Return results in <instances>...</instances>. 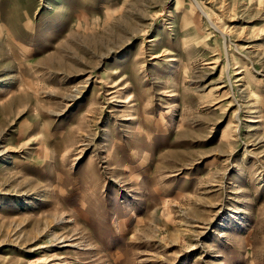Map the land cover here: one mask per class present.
<instances>
[{
	"label": "rangeland",
	"instance_id": "1",
	"mask_svg": "<svg viewBox=\"0 0 264 264\" xmlns=\"http://www.w3.org/2000/svg\"><path fill=\"white\" fill-rule=\"evenodd\" d=\"M0 264H264V0H0Z\"/></svg>",
	"mask_w": 264,
	"mask_h": 264
}]
</instances>
